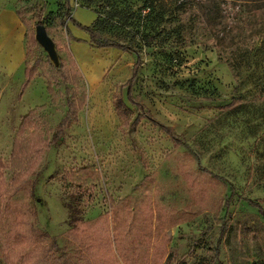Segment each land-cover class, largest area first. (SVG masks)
I'll return each mask as SVG.
<instances>
[{
	"label": "rangeland",
	"instance_id": "374dc122",
	"mask_svg": "<svg viewBox=\"0 0 264 264\" xmlns=\"http://www.w3.org/2000/svg\"><path fill=\"white\" fill-rule=\"evenodd\" d=\"M112 5L130 50L89 43ZM46 60L79 82L49 85ZM23 118L48 145L12 193ZM262 210L264 0H0V264H264Z\"/></svg>",
	"mask_w": 264,
	"mask_h": 264
},
{
	"label": "trees",
	"instance_id": "16d2710c",
	"mask_svg": "<svg viewBox=\"0 0 264 264\" xmlns=\"http://www.w3.org/2000/svg\"><path fill=\"white\" fill-rule=\"evenodd\" d=\"M18 1V0H17ZM121 9H118L117 7H114L113 5L109 7V9L106 10L104 17H101L97 11H95V17L93 18L90 25L84 26L83 28L88 33L89 37V43L93 46H100V47H107L109 45L111 46H117L119 48H124L127 50H130L131 48L129 46L123 45L118 43L117 41L113 40L112 38L104 35V29L106 27V24L108 21L114 19V18H121ZM16 14L18 18L21 19L23 23H25V19L20 14L19 9H16ZM65 16L68 19H72L69 10L65 12ZM39 18V16L37 17ZM38 22H40V18L38 19ZM63 24L65 22L63 21ZM28 40L31 42H35L36 40H33V37H28ZM46 62L49 64L50 70L48 71V74L46 76V79L48 81V84L50 85V82H57V80H61L64 83L69 81L74 85L79 82L80 76L76 72H72L71 69L67 66V64L60 62L58 65H54L51 61L46 60ZM38 64L35 63L31 66L28 64H25L24 71H23V77L24 84L27 83L30 79H32L35 71L37 70ZM132 79H128L125 82V85H129ZM74 87V86H73ZM129 95V91H128ZM115 104L117 108V112L123 116L124 112L121 110V105L119 104V100L115 99ZM20 127L18 129V134H16V138L13 143L12 147V165L15 167L14 171L12 172L11 176V192L14 193L15 191L19 190L24 184L29 187V190L31 191V183L30 180L27 179V172L29 168H32L34 166L33 161H35L36 157H38L39 152L43 151L44 148L47 147L48 142L42 136L41 133V123H38V121L29 122L27 125L29 126L28 133L25 132V123L24 118L21 121ZM28 143V144H27ZM204 170L205 177L207 175H210L208 170L206 168H202ZM190 173V171H189ZM191 174V173H190ZM193 175V183L202 181L201 177L203 176L201 173ZM204 177V176H203ZM11 193V194H12ZM264 216V211H261ZM20 258L24 260V258H27V255L29 256V264H42L44 262L43 256L44 248L41 247H34L30 249L27 252L19 253ZM6 260V259H5ZM27 260V259H26ZM25 260V261H26ZM68 256L66 254H59L56 255L55 261L58 262V264H68ZM6 264L8 261H5Z\"/></svg>",
	"mask_w": 264,
	"mask_h": 264
},
{
	"label": "water",
	"instance_id": "95a60500",
	"mask_svg": "<svg viewBox=\"0 0 264 264\" xmlns=\"http://www.w3.org/2000/svg\"><path fill=\"white\" fill-rule=\"evenodd\" d=\"M34 38L38 44L46 50L48 58L54 59L56 56L55 47H53V41L49 34L46 33L43 24L36 23L34 25Z\"/></svg>",
	"mask_w": 264,
	"mask_h": 264
},
{
	"label": "crops",
	"instance_id": "0c3cea01",
	"mask_svg": "<svg viewBox=\"0 0 264 264\" xmlns=\"http://www.w3.org/2000/svg\"><path fill=\"white\" fill-rule=\"evenodd\" d=\"M15 17H16L15 19H16L17 23L19 24V21H20V20L17 18V16H15ZM24 57H25V55L23 54V55H22V58H21L22 61L24 60ZM22 77H23V75H22Z\"/></svg>",
	"mask_w": 264,
	"mask_h": 264
},
{
	"label": "bare ground",
	"instance_id": "6f19581e",
	"mask_svg": "<svg viewBox=\"0 0 264 264\" xmlns=\"http://www.w3.org/2000/svg\"><path fill=\"white\" fill-rule=\"evenodd\" d=\"M81 59V58H80Z\"/></svg>",
	"mask_w": 264,
	"mask_h": 264
}]
</instances>
